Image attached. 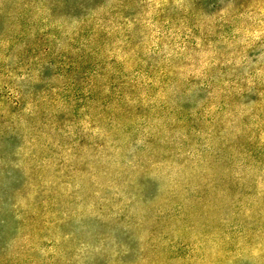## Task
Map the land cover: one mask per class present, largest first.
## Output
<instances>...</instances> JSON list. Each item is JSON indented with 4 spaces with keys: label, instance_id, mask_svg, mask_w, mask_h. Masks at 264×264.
Returning <instances> with one entry per match:
<instances>
[{
    "label": "rangeland",
    "instance_id": "rangeland-1",
    "mask_svg": "<svg viewBox=\"0 0 264 264\" xmlns=\"http://www.w3.org/2000/svg\"><path fill=\"white\" fill-rule=\"evenodd\" d=\"M0 264H264V0H0Z\"/></svg>",
    "mask_w": 264,
    "mask_h": 264
}]
</instances>
